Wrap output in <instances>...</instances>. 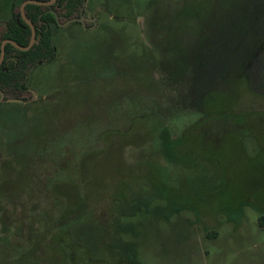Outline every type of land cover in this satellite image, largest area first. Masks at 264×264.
Segmentation results:
<instances>
[{
  "label": "rangeland",
  "instance_id": "rangeland-1",
  "mask_svg": "<svg viewBox=\"0 0 264 264\" xmlns=\"http://www.w3.org/2000/svg\"><path fill=\"white\" fill-rule=\"evenodd\" d=\"M151 1L89 0L99 27L57 29V59L0 104V264L85 194L19 264H264V0Z\"/></svg>",
  "mask_w": 264,
  "mask_h": 264
},
{
  "label": "trees",
  "instance_id": "trees-1",
  "mask_svg": "<svg viewBox=\"0 0 264 264\" xmlns=\"http://www.w3.org/2000/svg\"><path fill=\"white\" fill-rule=\"evenodd\" d=\"M60 1L61 2L66 1L67 5H71V4L76 2V0H60ZM200 1H202V0H197V3L200 4L201 3ZM155 2L160 9L164 10V8L161 7L160 1H158V0L151 1L150 5L155 3ZM193 2L196 3V0H182L181 2L179 1V5L181 6V4H185V5L192 4ZM204 5H206V3H204ZM207 5H209V4L207 3ZM198 7H199V10L197 11V13H196V11H194L192 9H188L189 10V12H188L189 16L187 15L188 21L191 18L195 17V15L204 13V11L206 10V8L204 9V7H202V6L200 7L198 5ZM39 8H40V6L34 5V4H28L26 6L27 15H28V17H30V19L33 22H35V20L37 19V16L34 17V15H31V13H32L31 11L34 9L35 10L39 9ZM170 11L174 14L176 13L177 15H180L179 14L180 13V7L177 9H172ZM51 19H53L52 14L45 12L41 16L40 21H46L48 23ZM153 19H154V17H153ZM153 19H152V21H153ZM198 21H200V20H198ZM23 24H24V28L22 30V35L20 38L17 39L16 36L13 34V32L15 33L16 28L19 29L16 23H13V25L10 28L11 33L7 34V35L10 37H14L13 39L17 43L22 44V45H26L27 40H28V36L30 34V29L25 23H23ZM172 26L174 28L173 23H172ZM39 33H40V36L38 37L39 43L35 44L29 50L21 51L18 49H14L11 45L6 46V49H5L6 54H9L13 49L15 50L16 54H15V59L5 60L2 64V66L0 67V89L3 90L5 93L8 94V93H10L13 90H16L18 88H24V86L20 82H21V79L26 76L25 71L28 69V67L30 65L34 64V65H36V67H38L39 64L43 63L44 61H50L52 59L53 48H52V43H51V41H52L51 30H50V28H48L44 24H42V29H41V31H39ZM240 79L236 82V86L239 89V94L241 93V91L243 92V90H245V83H246V81H244L242 79L240 80ZM63 91L65 93H61L60 91H57L56 94L48 96L47 99H43V101L41 103L43 104V106L46 109H52L54 106H56L57 103L61 102L60 100L62 99V97L70 96V91L67 90V88ZM219 97H220V95H218V96L215 95V98H210L208 103H210V102L211 103H221L222 99ZM231 107H232V105L228 104L225 107H222L221 109L217 108L215 111L208 113V115H206V117L211 116V115H215V114L216 115H221V114L231 115L233 112V110H231ZM205 118L203 117V119H205ZM145 121L144 122L146 123V126L148 125L147 127H149L151 130H154V127L151 124V122L149 124L147 120H145ZM146 131H148V130H146ZM115 132L116 131H109V132L102 133L100 138L102 140H105L106 138L109 137L110 134H113L114 136L118 137V141H120L121 140L120 137L123 138L126 136L125 132H121V131H118L116 133ZM132 133L133 134H131V135H133L135 137L139 136V134H140L138 131H134ZM124 139H125V141H129L126 138H124ZM124 139L122 141H124ZM153 139H154V141L156 140L155 138H153ZM113 143H114V141H113ZM114 144H117V142H115ZM124 144H129V143L126 142ZM83 156H84V153L81 155V157H83ZM80 173L82 175L81 176V179H82V177L84 175V169L83 168L81 169ZM31 188L32 187H30V189ZM89 198H90V194H85V196H84L85 201H87V199L89 200ZM0 200H1V198H0ZM28 201H29V203L31 202V205H34L31 197H30V200L28 198ZM85 211H86V208H84V212ZM78 213H79L78 211H75L72 213L69 212V214L64 213L61 217L51 218L48 221V223L45 225V227L43 229V234L40 235L34 241L33 245L30 246L29 248H27L26 250L19 252L18 256L14 258L15 264H19L22 262H36V260L39 259V258H36V256L39 255V254L37 255V252L42 247V244L44 242H46L47 239H49L50 233H53L58 228V226L60 224H66L65 222L69 221L68 219L73 220L75 217L72 218V216H74L75 214H78ZM60 218H62V219H60ZM259 223L261 225H264L263 216H261L259 218ZM40 259H42V258H40Z\"/></svg>",
  "mask_w": 264,
  "mask_h": 264
},
{
  "label": "flooded vegetation",
  "instance_id": "flooded-vegetation-1",
  "mask_svg": "<svg viewBox=\"0 0 264 264\" xmlns=\"http://www.w3.org/2000/svg\"><path fill=\"white\" fill-rule=\"evenodd\" d=\"M25 0H21L19 4H16V0H10V7L8 9V14L5 15L4 17H2L0 19V51H1V45L4 44V56L3 59L0 63V67L2 66L3 62L5 60H11V59H15V50L14 49H19L18 47L14 46L12 43H10L8 40H12L14 41V37H10L7 34H10V28L13 25V23H16L18 28L20 29H15V33L13 32V34L16 36V38H20L22 35V30L24 28V24L25 23L29 29L30 26L27 24V22L25 21V19L23 18V15L21 14V4L24 2ZM38 1H50V0H38ZM89 0H76L75 3L71 4V5H67L66 1L61 2L60 0H55L53 3L51 4H47V5H38V4H34V3H27L24 6V15L26 16V18L28 20L31 21V23L34 25L35 30H36V40L35 42L32 44V46L29 48L31 49L35 44H38V37L40 36L39 31H41L42 29V24H44L46 27L50 28L51 30V35H52V48H53V56L52 59L50 61H44L43 63L39 64L40 65H44L46 62H54V60L57 59V53H56V45L54 44V35H55V31L57 29H61V28H67L69 27L71 24H77L79 25L81 28H83L84 30H91L94 31L95 29L92 28H96L99 27V18L100 15L96 17V15L93 13L90 17L87 16V9L90 10L91 5L89 4ZM28 4H34V5H38L40 6L39 9H34L31 12V15L37 16V19L35 20V22H33L30 17H28L27 12H26V6ZM93 7V11L95 12V8L94 5H92ZM48 12L50 14H52L53 19H51L48 23L46 21H40L41 16L45 13ZM31 38V29H30V34L28 36V40L26 45L29 43ZM16 44V41H14ZM7 45H11L14 49L9 53L6 54V46ZM21 46H26V45H22L19 44ZM28 49V50H29ZM21 51H26V50H21ZM36 68V65L32 64L28 67V69L25 71L26 76L23 77L21 79V84L24 86V88H18L16 90H27V83L30 80V76L32 75V73L34 72ZM29 71V72H28ZM0 91H2L4 93V99L5 98H15V97H7V93H5L3 90L0 89ZM32 95V94H31ZM24 100V99H22ZM8 103H12V104H21V102H4L2 101L0 104H8ZM115 105V104H113ZM131 126V124H130ZM115 131V130H113ZM104 133V132H103ZM82 205L83 207H81L78 212H82L84 211L85 208V204H84V198L82 199ZM68 212V211H66Z\"/></svg>",
  "mask_w": 264,
  "mask_h": 264
},
{
  "label": "water",
  "instance_id": "water-1",
  "mask_svg": "<svg viewBox=\"0 0 264 264\" xmlns=\"http://www.w3.org/2000/svg\"><path fill=\"white\" fill-rule=\"evenodd\" d=\"M55 0H50V1H47V2H44V1H38V0H25L22 4H21V14L23 15V18L25 19V21L27 22V24L30 26V29H31V38H30V41L29 43L26 45V46H21L19 44H16L14 41L12 40H8L10 43H12L14 46L18 47L19 49L21 50H28L32 44L35 42L36 40V30H35V27L34 25L31 23L30 20H28L26 18V16L24 15V6L27 4V3H34V4H38V5H47V4H51L53 3ZM3 56H4V44L1 45V51H0V63L3 59ZM29 72V71H28ZM34 92V91H33ZM4 101V102H24V100L22 99H19V98H5L4 99V93L2 91H0V103Z\"/></svg>",
  "mask_w": 264,
  "mask_h": 264
}]
</instances>
